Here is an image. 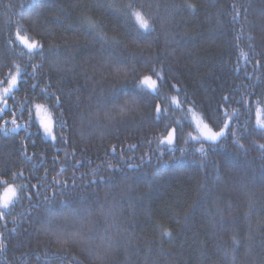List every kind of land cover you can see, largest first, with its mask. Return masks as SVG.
<instances>
[{
	"label": "trees",
	"instance_id": "trees-1",
	"mask_svg": "<svg viewBox=\"0 0 264 264\" xmlns=\"http://www.w3.org/2000/svg\"><path fill=\"white\" fill-rule=\"evenodd\" d=\"M133 11L154 30L138 34ZM18 25L42 43V56L29 59ZM16 66L19 86L0 117V195L7 184L25 187L0 219V264H102L87 245L61 244L42 229L46 212L81 204L93 209L97 242L106 229L114 242L103 264H264V129L256 123L264 121V0H0V79ZM116 66L126 80L117 81ZM153 68L163 77L158 100L135 87L157 79ZM131 93L137 111L95 119ZM155 102L171 108L161 120ZM36 104L51 114L55 140L45 138ZM13 112L20 127L5 133ZM197 119L230 130L214 144L195 140ZM172 129L173 143L161 144ZM61 189L72 203L45 208L44 197ZM113 203L115 226L100 212Z\"/></svg>",
	"mask_w": 264,
	"mask_h": 264
},
{
	"label": "snow or ice",
	"instance_id": "snow-or-ice-1",
	"mask_svg": "<svg viewBox=\"0 0 264 264\" xmlns=\"http://www.w3.org/2000/svg\"><path fill=\"white\" fill-rule=\"evenodd\" d=\"M23 6V5H22ZM109 7H115V5H109ZM129 8L132 6L129 5ZM188 7H194L193 5L189 4ZM131 16L134 17L136 24L138 25L137 32L138 34L143 30V32H151L154 30L152 24L150 23V20L146 18V16L141 11H133L131 12ZM83 23L87 25L88 27H96V22L88 16H85L83 19ZM20 28H22V25H18L17 31H16V40L19 41V43L23 46L24 49L27 50V54L29 59L31 60L35 55H43V45L42 43L34 38H30L28 35H21ZM8 43L11 45L15 43V41L9 39ZM118 43V42H117ZM153 73L156 75L157 79H153L151 75L143 76L142 78L138 79L137 84L135 85L138 92L143 93L144 88L143 86H147V88L150 90V92L153 95L154 100H158L159 98V91L157 86V81L160 79H163L161 73L157 72L153 68ZM113 75L117 78V81L119 82L121 79L126 80L128 77V73L125 69L116 66L113 68ZM19 77H20V68L19 66H16L14 73L11 69H9V74L6 78L0 79V104L3 105V107H0V117H3L4 115H8V113L5 112V109L8 107V97L12 96L14 93V90L19 86ZM123 86V85H122ZM32 88H36V84L31 85ZM173 87H175L173 85ZM46 95H54L48 93L47 88L42 90ZM129 98L124 101L123 104H113V107L116 109V111L111 110L107 105H102L101 109L98 110L94 117L97 121H100L101 119L106 121H115L117 117H120L121 120L129 116L131 113L137 111V109L140 106V100L137 98L136 93L128 94ZM14 98V97H13ZM227 99V98H225ZM56 102L59 104V97H56ZM171 104L174 105L176 108H181L182 104L178 100L177 96L171 97ZM35 107L37 109L43 108L44 105L42 104H36ZM153 111L155 113V119L161 120L163 117H165L170 111V107H165L162 105V102H155L153 104ZM31 114V109L29 108V115ZM235 114V113H233ZM12 120L11 124L13 127L11 129L3 128L5 133L13 132L15 133L20 125L17 123V117L15 113H11ZM225 116L228 119H231V117H228V114L225 113ZM195 118V117H194ZM8 121L4 120V124H7ZM53 120L49 118L47 121L41 122V127L44 129V133L46 136L51 137L53 140L56 139V136L53 134ZM257 126L259 128L264 129V121H261L260 119H257ZM63 126V122H61ZM2 127V126H0ZM197 129L199 130V136L192 137L195 140H200V138H203V141H207L210 143H215L219 141L222 137L225 136L226 130L229 129V124L225 122L222 127L219 128V130H213L212 127L209 126V124L204 123L202 120L197 119ZM174 133L175 129H172V131L168 132L167 135L160 141L161 144L167 143L171 145L174 140ZM232 135L235 136V132H232ZM261 148H264V144L260 145ZM113 152H115V148L112 149ZM201 153H204V146L203 143H201V147L199 149ZM181 152H183V149H181ZM143 160V157H141ZM109 168H118V166H114L111 163L108 164ZM129 168L134 167L132 164L128 165ZM135 167H139V165H136ZM13 177L16 176V173L12 174ZM22 175V173H20ZM100 180H105V177L101 176L99 177ZM127 180L128 177H125ZM112 180V177L108 178V181H106V184L108 187H111L110 181ZM7 184V182H4ZM57 184L60 183L59 180L56 181ZM74 183V181H73ZM25 186L24 185H11L7 184L5 189L3 190V195H0V219L4 218L7 214L8 209L11 205L14 204L16 199H19L21 197V191ZM64 188H67V183H64ZM204 187L203 185L201 186ZM59 195L57 196V193L54 192L53 196L44 197L45 200V208H47L49 205H54L57 200H59L61 203H72V194L69 191L68 193L64 192L63 189L58 190ZM81 200H83V197H81ZM116 203H113L111 205H108L105 207V205L100 206V212L106 219H110L112 222V225L115 226L116 221L118 219L117 212H116ZM71 224L73 226L79 225V228L73 231L68 230V225ZM94 224L93 221V209L90 205H83L81 204L78 207H73L68 212L63 211H56V212H46L44 221L42 223V229L46 235H51L56 238L57 242L61 244H68L70 241L73 243L78 244H85L87 245V251L89 254H92L95 252L96 259L101 261L103 264V261L107 259V256L109 252L111 251L112 247L114 246V242L112 240V237L108 235V229L105 230L104 235H100L97 242V237L94 236L93 233V227ZM163 235L171 236V233L168 231H165ZM233 244L238 245L239 241L236 240L235 237H233ZM233 261L235 260V251L233 250L232 254ZM78 264H82V262L78 261Z\"/></svg>",
	"mask_w": 264,
	"mask_h": 264
},
{
	"label": "rangeland",
	"instance_id": "rangeland-1",
	"mask_svg": "<svg viewBox=\"0 0 264 264\" xmlns=\"http://www.w3.org/2000/svg\"><path fill=\"white\" fill-rule=\"evenodd\" d=\"M35 111H36V115H37V118L39 120L40 125H41L42 121H47L49 118L52 119L51 114L49 113V111L45 107L40 108V109L35 108ZM42 130H43V133H44V129L43 128H42ZM53 134H54V126H53ZM44 136H45V138H47L49 140H53L51 137L46 136L45 133H44Z\"/></svg>",
	"mask_w": 264,
	"mask_h": 264
}]
</instances>
